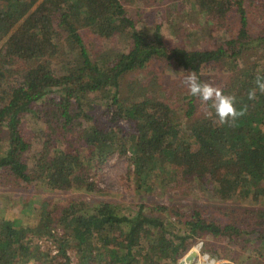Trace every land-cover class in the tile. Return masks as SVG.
<instances>
[{
    "label": "trees",
    "instance_id": "obj_1",
    "mask_svg": "<svg viewBox=\"0 0 264 264\" xmlns=\"http://www.w3.org/2000/svg\"><path fill=\"white\" fill-rule=\"evenodd\" d=\"M196 2L203 12L222 18L223 25L229 17H238L237 33L210 48L170 46L159 23L153 33L138 28L122 0H0V82L17 63L20 73L15 83L5 86L0 83V169L7 166L17 178H30L24 153L32 141L22 128V117L32 111L48 119L51 115L42 106L52 99L50 105L59 119L52 128L60 132L57 143L50 148L44 143L42 152L47 154L44 165L53 177L65 176L56 167L60 158H66L78 163L79 172L71 179H78L81 188L102 189L91 173L102 162L104 151L118 147L121 153L131 151L130 160L139 188L146 184L147 187L159 172H165L185 180L212 179L216 194L224 199L263 197L264 93L257 91L256 99L250 100L248 92L255 87L257 74L264 75V57L243 61L239 68L237 65L248 57L245 53L256 42L264 41V35L254 36L250 32L245 0ZM80 27L106 37L127 33L132 47L128 52L120 51L114 59L111 51L105 53L111 56L94 58ZM59 29L78 48L74 62H82V66L70 73H56L45 58L52 53L51 46L61 34ZM155 56L195 71L202 82L206 65L217 61L227 63L231 79L224 82L222 90L236 98L237 109L246 104L247 114L230 126L219 124L216 116H196L197 98L191 95L186 96L189 98L182 115L181 103L171 104L154 97L127 101L121 95V78L128 71L145 67ZM23 60L29 63L25 68L20 63ZM104 87L111 89L107 104L110 120L101 122L85 110L82 97ZM54 88L61 91L58 101L48 97ZM83 117L90 122L72 140L74 149L61 148L64 131ZM120 119H125L126 124L116 125ZM82 147L92 150L93 155L80 150ZM70 181L68 187L74 186ZM57 203V200L42 199L40 213L32 220L28 202L22 207L21 222L0 218V264H26L33 259L48 264H71L70 247L76 248L78 264H159L163 258L177 259L185 253L189 237L210 234L243 239V234L252 232L258 233L256 238L263 246L254 245L231 254L230 258L237 264H264V227L248 229L253 224L232 222L221 226L205 220L197 207L191 217L182 220L179 216L173 215L175 219L162 216L159 211L167 213V206L147 202L140 203L132 212L122 211L119 203L110 199L69 198L62 207ZM257 211L264 215L263 207ZM58 225L64 229V235L59 238L55 234ZM182 227L188 230L182 231ZM53 236L58 238L55 241L62 259L52 258L50 251L41 247L39 240ZM90 238L98 246L97 251L88 248ZM193 250L198 255V249Z\"/></svg>",
    "mask_w": 264,
    "mask_h": 264
},
{
    "label": "rangeland",
    "instance_id": "obj_2",
    "mask_svg": "<svg viewBox=\"0 0 264 264\" xmlns=\"http://www.w3.org/2000/svg\"><path fill=\"white\" fill-rule=\"evenodd\" d=\"M122 1L138 28L153 33V28L159 23L164 39L170 46L180 44L189 48H210L217 46L226 37L235 35L240 26L239 18L235 15L229 17L230 19H227L223 25L224 20L222 18L210 16L203 12L196 0ZM245 6L249 16L248 27L250 32L254 36L264 35V0H245ZM80 29L94 58L101 55L111 56L110 53L105 54L107 51H111L113 52L111 58L114 59L120 51L128 52L132 47L131 36L127 33H117L114 37H106L99 36L86 27H80ZM228 29H231V32ZM60 32L57 41L51 46L50 51L52 53L46 54L45 58L56 73H70V71L82 66V62L81 60L77 63L74 62L78 55V48L69 43L62 30ZM245 55L251 60L248 57L244 60L241 59L237 68L242 66L243 61L252 62V58L264 57V41L256 42ZM0 58H2L1 52ZM0 61L2 62V59ZM20 63H23L24 68L29 64L28 61L24 60ZM5 64L6 62L3 63V65ZM226 64L217 61L206 65L202 70L204 82L213 83L222 89L224 82L231 79V73L227 69L228 64ZM18 66L17 63L14 69L7 72V75L0 82L4 84L2 86L18 81L20 77ZM187 71L190 70L176 65L174 61L155 56L148 61L145 67L128 71L123 75L120 85L121 95L126 97L127 101L154 97L171 104L181 103L184 109L180 114H185L187 107L185 101L189 98L186 96L190 95L183 85V78L187 75ZM110 94L111 89L105 87L103 90L89 91L83 94L85 110L89 115H93L95 120L101 122L110 120V111L107 109V104L110 103L108 102ZM48 97L58 101L61 98L60 89L53 90L48 94ZM52 103L53 100L51 99L48 105L42 106L44 112H49L51 115L48 119L32 111L23 114L22 128L25 135L32 141L31 147L24 153V159L29 165L30 178H17L7 166L0 169V218L7 217L15 219L17 223L21 222V219L23 220L22 207L26 202L31 207V209L28 208L30 220L37 218L40 213V201L44 198L57 200L58 207L64 206L69 198L87 201L110 199L118 202L121 210L125 212H132L139 207L140 203L147 202L148 204L167 206L168 214L165 210L159 211L162 216L172 217L174 215L182 217L184 220L191 217L193 210L197 207L202 210L205 220L215 221L221 226L232 222L245 226L248 223L253 224L248 225V229L264 227V215L257 211L260 207L264 208V196L261 198L224 199L216 194V185L212 179L185 180L179 175L176 177L172 173L168 175L165 172H159L155 179L148 184V188L146 187L147 184L144 185L145 188H139L137 176L130 160L131 151L121 153L118 147L111 151H104L102 162H99L95 171L91 173V178L93 179L95 176L102 189L93 191L84 187L81 188L78 179H71L79 172L78 163L66 158H60L56 167V170L64 172L65 176L60 178L51 176L44 165V162L47 161V154L42 152V148L44 143L47 148H50L53 143L56 144L60 132V130L52 128L59 121L56 110L50 105ZM197 103L196 116H215L214 112L201 104L198 98ZM74 106L78 109L77 103L74 102ZM40 113L43 112L40 111ZM89 122L85 117L83 119L77 118L76 122L64 131L65 135L61 140L63 145L60 144V147L73 150L72 140L79 137L81 127ZM119 124H126V120L120 119L116 125ZM80 150L87 152V155H93V151L89 148L82 147ZM69 180L74 186L68 187L67 182ZM252 208H254V212ZM174 216L172 219H175ZM182 228L184 229L182 231L188 230L186 227ZM55 231V234L59 235L58 238L64 235V229L61 225H58ZM257 234V232L243 234V239L229 238L225 235L215 237L210 234L192 236L187 239L189 247L185 253L177 259H162L160 257L162 260L159 264H179L181 259L183 264H205V262L207 263L204 260L205 254L215 258L218 264H237L234 259L230 258L231 254L243 252L250 249L249 247H255L254 245H258V248L263 246L261 241L256 238ZM57 237H45L44 240L39 241L45 251H50L52 258L62 259L56 246L58 245L55 241L58 239ZM87 244L88 248L98 250V246L93 243L91 238L88 239ZM193 249H198L199 252L197 257L190 261L185 256ZM254 252L251 253L256 255ZM68 255L71 264H78L75 247L68 248ZM26 264L48 263L33 259ZM92 264H97V262Z\"/></svg>",
    "mask_w": 264,
    "mask_h": 264
},
{
    "label": "clouds",
    "instance_id": "obj_3",
    "mask_svg": "<svg viewBox=\"0 0 264 264\" xmlns=\"http://www.w3.org/2000/svg\"><path fill=\"white\" fill-rule=\"evenodd\" d=\"M254 84L255 87L248 92L250 100L256 99L257 91L264 93V75L257 74ZM183 85L191 96L198 98L201 104L214 112L221 125H234L236 120L247 114L248 106L246 104L237 109V101L233 95L225 94L219 86L213 83L202 82L193 70L187 71V75L183 78ZM204 260L207 261V264H218V261L208 254H205Z\"/></svg>",
    "mask_w": 264,
    "mask_h": 264
},
{
    "label": "water",
    "instance_id": "obj_4",
    "mask_svg": "<svg viewBox=\"0 0 264 264\" xmlns=\"http://www.w3.org/2000/svg\"><path fill=\"white\" fill-rule=\"evenodd\" d=\"M196 256H197V251L196 250H190V252L187 253L186 257L188 259H192L193 260V259L196 258ZM179 264H183V260L182 259L180 260Z\"/></svg>",
    "mask_w": 264,
    "mask_h": 264
},
{
    "label": "bare ground",
    "instance_id": "obj_5",
    "mask_svg": "<svg viewBox=\"0 0 264 264\" xmlns=\"http://www.w3.org/2000/svg\"><path fill=\"white\" fill-rule=\"evenodd\" d=\"M198 252H199V250H198ZM197 260V259H196ZM199 261V260H198ZM197 263V262H196ZM206 263V262H205ZM185 264H187V263H185ZM207 264V263H206Z\"/></svg>",
    "mask_w": 264,
    "mask_h": 264
}]
</instances>
